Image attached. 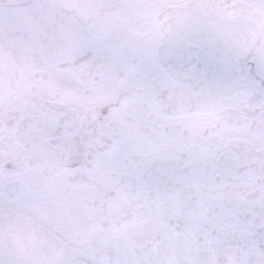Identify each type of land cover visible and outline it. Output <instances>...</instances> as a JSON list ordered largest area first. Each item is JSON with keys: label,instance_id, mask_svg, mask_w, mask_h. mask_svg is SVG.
Returning a JSON list of instances; mask_svg holds the SVG:
<instances>
[{"label": "snow or ice", "instance_id": "obj_1", "mask_svg": "<svg viewBox=\"0 0 264 264\" xmlns=\"http://www.w3.org/2000/svg\"><path fill=\"white\" fill-rule=\"evenodd\" d=\"M0 264H264V0H0Z\"/></svg>", "mask_w": 264, "mask_h": 264}]
</instances>
